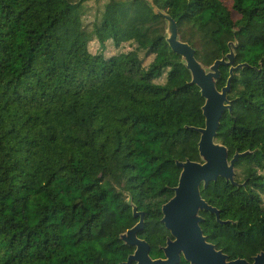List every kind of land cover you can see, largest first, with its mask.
Segmentation results:
<instances>
[{"label": "trees", "instance_id": "trees-1", "mask_svg": "<svg viewBox=\"0 0 264 264\" xmlns=\"http://www.w3.org/2000/svg\"><path fill=\"white\" fill-rule=\"evenodd\" d=\"M232 1L236 20L222 0H0V264H121L133 205L150 256L164 257L162 206L177 161L201 160L205 98L155 8L205 66L232 49L246 64L215 137L229 159L245 153L236 184L201 186L228 223L202 211L201 226L230 258L264 252V0ZM220 72L219 89L230 66Z\"/></svg>", "mask_w": 264, "mask_h": 264}, {"label": "water", "instance_id": "water-1", "mask_svg": "<svg viewBox=\"0 0 264 264\" xmlns=\"http://www.w3.org/2000/svg\"><path fill=\"white\" fill-rule=\"evenodd\" d=\"M155 10L167 19V41L172 50L183 57L192 74V83L199 86L205 98V126L195 128L200 133L198 147L201 160L177 161V166L181 168L178 185L173 189L174 196L162 206V222L171 234L163 247L165 257L153 259L150 256V244L138 235L144 225V213L133 205V214L135 217L140 216V221L120 237L126 244L134 246L135 250L121 264H178L181 256L192 264H250L242 258L228 261L229 256L222 249H217L203 234L201 224L205 218L200 214L207 211L215 214L220 224L228 223L221 220L219 210L203 198L201 186L207 188L209 183L218 177L236 184L235 162L245 153H236L229 159L227 147L216 142L215 137L221 118L232 108L228 94L231 91L234 72L244 68L246 64L234 65L235 54L232 49L212 66H205L195 56V48L180 39L176 21L158 8ZM221 65L230 66V76L227 85L219 89L217 82L221 77ZM254 259V264H264V252L257 254Z\"/></svg>", "mask_w": 264, "mask_h": 264}, {"label": "rangeland", "instance_id": "rangeland-1", "mask_svg": "<svg viewBox=\"0 0 264 264\" xmlns=\"http://www.w3.org/2000/svg\"><path fill=\"white\" fill-rule=\"evenodd\" d=\"M222 1L232 11V16L236 20L239 17V15L232 8L233 1L232 0H222ZM100 8H101V5L96 3L95 1L86 3L84 5V13H85L86 22L91 23L97 17L99 10H101ZM91 49L92 51H95L97 49V45H92ZM115 51H116L115 48L112 45H109V50L107 54H112Z\"/></svg>", "mask_w": 264, "mask_h": 264}, {"label": "flooded vegetation", "instance_id": "flooded-vegetation-1", "mask_svg": "<svg viewBox=\"0 0 264 264\" xmlns=\"http://www.w3.org/2000/svg\"><path fill=\"white\" fill-rule=\"evenodd\" d=\"M217 248V247H216ZM218 249V248H217ZM224 252V251H223ZM225 253V252H224ZM226 254V253H225ZM228 255V254H227ZM229 256V255H228ZM256 256V255H255ZM255 256H253L251 259H246V258H242V259H246L250 264H254V262H255V259H254V257ZM164 257H165V255H164ZM182 257L183 256H181V259H180V261H179V263L178 264H180V262L182 261ZM234 259H237V258H234ZM233 258H228V261H231V260H234ZM184 260L188 263V264H192L190 261H188V260H186L185 258H184ZM134 264V263H133Z\"/></svg>", "mask_w": 264, "mask_h": 264}]
</instances>
